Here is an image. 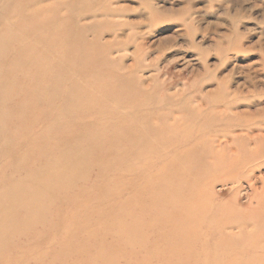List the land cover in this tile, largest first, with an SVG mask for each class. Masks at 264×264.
<instances>
[{"label":"rangeland","instance_id":"obj_1","mask_svg":"<svg viewBox=\"0 0 264 264\" xmlns=\"http://www.w3.org/2000/svg\"><path fill=\"white\" fill-rule=\"evenodd\" d=\"M55 1L52 5L58 12H53V15L56 16V21L62 17H71L68 19H70V23L74 26L75 36L80 40H88L91 43H96L97 47L101 48L93 47L91 51L84 52V45H73L69 48L75 52H68V45L65 47V51L70 56L61 59L59 63L67 65L73 71L75 77L62 88L60 93L61 102L67 99L68 88L70 89L73 83L78 80H86L88 86L93 87L92 89L94 91L100 89V85H107V83L117 86L121 85L122 89L120 90V94L122 96L115 102H107V99H111V97L105 95L104 99L107 104H126L123 109H120L122 111H128L132 106L135 107L134 109L136 111L141 106L150 105L152 107H150L151 111H154L153 115L164 117L167 120V125L169 123L173 124L174 118H176V123H182L181 126H183L184 131L180 135L185 133L186 128L188 130L186 132L191 131L194 134L202 133V135H209L207 139L210 141L209 143L214 144L213 149L220 147L219 143L224 147L229 140V136L238 134L246 141L244 144L247 145V148H251L250 154L254 148H260L264 151V0H93L85 3L83 1L86 0H80V2L78 0ZM64 6H67V8L64 9ZM104 6L107 7L106 11H103L105 9ZM17 7H19V0H0V37L7 36L16 39L19 31L30 28V26L22 27L19 25L20 17L23 14L15 12L18 10ZM91 7L94 9H91ZM85 8L87 11L90 8L91 13L94 11L93 14L96 16H91V13L81 14L83 9L86 12ZM98 10L101 11L102 15L100 11L98 13ZM151 14L153 15L152 19ZM10 16L14 19L16 17V20L19 19L15 23V21L11 20ZM25 22L31 24V17ZM96 33L97 35H95ZM19 38L18 36L16 41H14L16 42L15 44L13 42L7 45L3 43L5 48L0 51V78L3 80L1 82L3 85L7 83L12 84V87L8 86V88L15 87V91L10 94H5L6 100L9 103L1 102L4 99L2 92H0V105L8 103L6 107L4 105L5 109H0V194L7 190L9 192L12 189L15 190L11 186L17 182L20 174L18 178H14L11 176V169L16 170V166L29 164L32 170L33 163L31 162H37L38 160L36 158L47 151L46 146L37 150L36 146L38 143L32 139V134L44 135L46 138L61 137L62 133L59 134L57 132L58 128L55 127L56 124L61 125V123L55 122L56 119L51 114L68 105L67 102L65 104L57 103L56 107H54L51 105L46 106V102L43 103L42 110L45 111L48 109L45 122L51 126L53 125L52 129H42L40 125L42 118H40L41 113L39 112L36 115L31 114L30 116L37 117L36 121L34 118H31L25 125L18 121L14 110L18 107L19 103L23 102L22 98H17L22 93H15L19 82L22 84L24 92L26 87H28V93L30 95L34 96L38 93L34 83L29 79H22L18 73V71L22 73L23 64H25L23 72L32 70L38 64L36 62L37 57L28 47L31 44L27 42L23 46H19L23 41V39ZM21 38H23L22 35ZM54 46H56L55 43ZM53 52L54 50L52 51L50 49L49 56H54L55 54ZM15 56L17 60L14 59ZM80 57H88L89 60L83 62L85 59H79ZM17 61L19 62L18 65ZM85 67L86 69H93L94 74L86 76V72L88 71H85ZM9 72L13 74L8 76ZM66 73V70L62 73L52 72L53 82L51 83H48V79L42 81L43 79L37 78V82L39 80L42 81V84L39 86L40 90L46 89L50 85H55L60 81H66L69 77ZM128 74L132 75L133 78L132 76L128 77ZM6 76H8L7 80ZM34 77L32 75L29 78L34 80ZM76 90L79 92L78 89ZM213 90H215V93H210ZM88 98L89 96L85 92H82L81 98L79 95L77 97L79 107L82 110H86L87 113V106L90 108L96 107L89 105ZM85 106L86 108H84ZM5 112L9 113L5 114ZM145 112L146 110L143 108L139 111L140 114H144ZM101 114L102 116H100L98 110H92V114L88 115V117L95 122L98 119H103L102 117L105 119L107 117H113L112 115H107L106 112H102ZM148 115L149 113L146 112L145 118ZM162 120L161 122L158 121V124H161ZM152 121L156 122L157 120L155 121V119L150 118V122ZM45 122L42 124L44 125ZM114 122L115 125L107 127L104 134H101L100 131L101 136H106V139L102 142L105 147L103 150L104 155H107L108 151H110L112 146L111 139L115 134L116 127H122L117 132H121V130L124 132L130 127L139 130L145 127L138 123V121L133 120L126 112L117 114ZM198 124L199 126L197 127ZM188 126L190 127L188 128ZM173 127L176 128L177 126L175 127L173 125ZM97 128L95 124L90 127L92 129L90 134L97 136L99 133ZM197 130L198 132H196ZM94 131L97 133H93ZM221 133L225 136L224 138H222ZM216 134L221 136L215 137ZM240 137H236L237 140ZM217 139L220 140L217 141ZM171 141L174 142L175 140L172 138ZM132 142L129 143L130 146ZM231 143L236 142L235 140H230L229 144ZM29 146H32L33 149L35 148V152H28ZM17 150H21V153L25 154L26 157L16 163H12L9 160L8 154H12V152ZM240 153H238V156L241 155ZM198 155V158L193 157L196 161H193L192 166L186 164L188 172L193 171L190 175L194 179L197 187L199 185L203 186V182H205L203 178L209 176L210 173L212 174L213 171H210L211 160L208 161V159H211L210 154L206 153L201 156L198 153ZM91 160L95 163V166H98V162L94 158ZM100 160H103V158L100 157ZM254 160L252 166L258 164L257 166L260 165V168L251 175L249 178L250 181L245 180V178H239L237 187H232L229 183L225 185L221 183L216 184L213 189L208 187L206 194L209 195L211 193L208 192H213L216 196V201L221 203L222 207L224 206L230 209H228V212L231 211L229 214L232 213L231 217L233 220L231 221L238 224L241 222L242 224L240 225L245 226V231L248 228L247 232L252 230L248 234L243 230L238 233H243L242 238L244 241L257 242L260 248H264V235H262L264 228L260 230L261 227H264V203L258 204L255 202V198H257L256 196L260 192V184L264 180V158L255 156ZM207 168H209L210 172L206 171ZM6 176H8V180L5 182ZM56 176L55 178L62 179L65 175L59 174ZM82 176L84 177H81L78 181L68 184L70 186V192L67 198L70 200H73L80 193L85 194L84 198L81 201L79 200L76 205L61 206L62 204L59 202L57 205L46 207L43 191L38 195H36L37 192L35 194H26V192H23L18 195L16 201L19 202V205L17 206L13 219L16 223L28 220L30 222L29 228L25 229L27 231L22 229L23 233H21L22 230L16 228L11 229V231H3V217L0 218V235L2 236L0 238V264H5V261L8 264L9 259L11 261L9 264H34L33 260L35 258H41L40 256L43 255V249L47 251V244L51 237L42 241L40 232L45 230L50 223L60 222L59 224L65 226L70 225V227L73 224L72 227H76L90 223L91 227L94 226L93 220L86 219L82 215L88 206L94 209L99 215L103 214V205L96 200V197L100 196L102 201H111V194H109L108 190L101 194H99V191L103 190V186L106 191V183L109 184L108 180L111 179L112 175L107 173L102 179L96 182L98 179L97 169H94L85 172ZM251 182L257 184L254 186L259 189L258 192H255L249 186ZM234 195L237 198L233 202L231 199ZM2 197L6 199L8 196L0 195V199ZM37 200L43 203V208L36 209L33 213L30 210L28 212L22 210L25 205L28 206L30 202L35 203ZM146 204L150 205L151 202L146 201ZM156 206L162 211L161 202L156 203ZM238 206L239 208H237ZM208 209L216 214L218 221L219 218L224 217L221 212L216 213L215 211L217 210L214 208L209 207ZM42 210L43 213L38 220L39 213ZM58 210L60 212L62 211V213L60 220L56 221L53 216L57 215ZM74 210L77 212L76 221L72 220V214L76 215ZM47 211L51 213L52 221L49 223L46 220ZM2 213H5V211H0V214ZM166 213L168 212L166 211ZM105 214L108 215V211ZM153 218L161 220L162 216L154 215ZM223 221L225 220L221 219L219 223ZM41 223L43 225H39ZM234 232L237 233L238 229H234ZM255 234L257 236H255L256 238L253 236ZM214 237L213 234L205 239L204 251L208 252L205 253L209 257H206L205 253L203 254L209 259L215 256L214 259L223 260L225 243H222L221 237ZM193 238L189 237L191 240H196L193 243V248L199 253V248H201L203 243L201 242L202 237L198 234L195 237L193 236ZM113 243L117 247L113 248ZM72 244L75 246L77 243L72 241ZM95 244H89V246ZM37 245L43 249L37 250ZM175 245L174 248L180 246L178 244V246ZM33 246L34 248H32ZM96 246L97 249L100 248L101 253L107 258H113L114 255L124 257L126 254L123 264L126 261L130 262L129 252L125 250L127 246L124 243L118 244L111 240V238H108L104 245L97 244ZM229 246L240 249L236 241L229 243ZM30 248L31 251L33 249L32 252H30ZM218 248L221 251L216 252L218 256L216 257L212 251ZM260 248H257L256 251H250L248 255L245 253L244 256L241 255L242 257H235L232 261H228L226 258L224 259L229 264H253L254 262V264H262L257 259L250 258L249 260L248 258L253 252L256 255L264 250ZM54 249L53 253L59 255V248L54 247ZM136 254L138 255L137 252ZM152 254L151 252L150 256ZM186 255L188 254H180L178 257L175 256L173 258L168 257L166 263L175 264L176 258H178L179 264H182L181 259L188 260L189 258V261H192L197 257L196 253H190L188 258ZM20 256H23L22 261L18 259L21 258ZM140 259L141 257L138 259L135 258L134 261L139 263ZM16 260L18 263H16ZM161 261L163 260H160V263ZM99 264L101 263L99 262Z\"/></svg>","mask_w":264,"mask_h":264},{"label":"bare ground","instance_id":"obj_2","mask_svg":"<svg viewBox=\"0 0 264 264\" xmlns=\"http://www.w3.org/2000/svg\"><path fill=\"white\" fill-rule=\"evenodd\" d=\"M43 1L45 0H19V7H17L18 10L15 11L23 14L22 17H20L19 25L22 27L30 26L28 30L24 29L18 32L17 38L19 36V39H23L20 43L21 45L19 46H23L25 43L29 42L31 45H28V47L37 57L36 62L39 64H36L30 71L23 72L25 64H23L22 73L17 70L22 79H29L34 83L37 87L38 93L34 96L30 95L28 93V87H26L24 92V88L19 82V85H17L18 87L16 86L17 90L15 93H22L19 94L17 98H22L23 102L19 103L18 107L14 110L15 116H17L18 121L25 125L26 122L31 120V118H34L36 121L37 117L30 116L31 114L36 115L37 112H39L41 113L40 118H42L40 125L42 126V129L48 130L52 129L53 125L51 126L45 122L48 115V109L45 111L42 110L43 103L46 102V106L51 105L54 107H56L57 103L65 104L67 102L68 105L51 114L53 118L56 119L55 122L61 123V125H55V127L58 128L57 132L59 134L62 133L61 137L46 138L43 134V136H40V134H32V139L36 140L38 143L36 146L37 150H40L45 146L47 150L44 154L36 158V160H38L37 162H31L33 163L32 170L29 164L24 166L19 165L18 167L16 166V170L11 169V176L14 178H18L19 174L20 176L17 182L11 186V188H15V190L12 189L11 192L7 190L0 194L1 196H8L6 199L3 197L0 199V211H5V213L0 214V218L3 217V231H11V229L15 228L18 230H25L29 228L28 226L30 222L28 220L16 223L13 219V217H15L17 206L19 205V202L16 201L19 194H22L23 192H26V194H35L37 192L36 195H38L43 191V198L46 203V207L57 205L59 202H61V206L76 205L79 200L81 201L84 198L85 194L80 193L76 195L73 200H70L67 198L70 192V186L68 184L76 182L81 177H84L82 175L85 172L97 169L98 179L96 182L102 179V177L107 173L112 175L111 179L108 180L109 184L106 183V191L104 190V186L103 190L99 191V194H101L107 192L108 190L109 194H111V201H102L100 196L96 197V200L103 205V214L99 215L89 206L85 209L82 216L86 219L93 220V227H91L90 223L76 227H72L74 224L71 227L68 225L70 228L59 224L60 222L48 224L49 226L47 225L46 229L40 232L42 241L51 237L47 244V251H44L42 248L43 255H39L41 258H35L33 260L34 264H99V262L101 264H123L126 254L124 257L114 255L113 258H107L101 253L102 251H100V248L97 249L96 245H104L108 238H111V240L118 244L124 243L127 246L125 250L129 252L130 262L126 261L125 264H140L141 261H143L141 264H167L169 263H166L168 257L173 258L175 256L178 257L180 254H188L186 255L188 258L190 253H196L197 257L192 261H189V258L188 260L180 258L182 260V264H229L224 258L228 261H232L235 257H242L245 253L248 255L250 251H256L257 248H260L257 245V242L254 243L243 240V233H238L242 230L245 231V226L240 225L242 224L241 222L238 224L231 221L233 219L231 217L232 213L229 214L231 211L228 212L229 208L224 206L222 207L221 203L216 201V196L213 192H208L211 193L208 195L206 194V191L208 187L213 189L216 184L220 183L222 185L229 183L232 187H237L241 178H245V180L250 181L249 178L251 175H253L255 171L260 168V165L257 166L258 164L252 166V163L254 164V157L260 156L264 158V151L260 148H254V150L252 149L253 152L250 154L251 148H247V145L244 144L246 141H244L238 134H232L229 136V140L224 147L221 143H219L220 147L213 149L214 144L209 143L210 141L207 139V136L209 135L196 133L199 128L195 132L196 134L191 131L186 132L188 131L186 128L185 133L180 135L184 131L183 126H181L182 123H176V118H174V123H169L167 125V120L164 117H159L158 115H156L158 116L156 117L153 115L154 111H151L150 105L141 106L136 111L134 106L130 107L128 111H122L120 109H123L126 104H107V102L117 101L122 96V94H120V90L122 89L121 85L117 86L115 84L107 83V85H102L103 88L100 85V89L94 91L92 89L93 87L88 86L86 80H78L73 83V86L70 89L68 88L67 99L61 102L60 93L62 88L66 86V83H69L71 79L75 77V74H73V71L70 70L67 65L59 62H61V59L68 58L70 56L68 52H75L69 48L70 46L84 45L83 51L89 52L93 47H97V44L91 43L88 40H80L75 36L74 26L70 23V19H68L71 17H62L56 21V16L53 15V12H57V10L52 5L56 2L55 0ZM78 1L80 2V0ZM90 1L93 0H86L83 2L85 3ZM94 4L97 5L96 3ZM66 8L67 6H64V9ZM92 8L93 7H91V9ZM106 8L107 7H105V9L103 8V11H106ZM88 9L89 10L87 11L85 8L86 12H84L83 9L81 14L91 13V9ZM99 11L100 10H98V13ZM154 11L157 13L156 10ZM93 12L91 13L92 15H90L95 17L96 15H94ZM30 17L32 19V23H26L25 21L30 19ZM10 18L12 21H15V23L19 19L18 18L16 20V17L14 19L12 16H10ZM152 18L153 15L151 19ZM97 33L95 35H97ZM21 35L23 38H21ZM138 36H140V34H138ZM16 39L7 36L0 37V51L5 48L3 43L7 45L10 42H13L15 44L16 42L14 41H16ZM19 39L17 40V44ZM54 43L56 46H54ZM67 45L68 52L65 51V47H67ZM50 49L52 51L54 50V56H49ZM14 59L17 60V57L15 56ZM79 59H85L83 62L89 60L88 57H80ZM18 63L19 62L17 61V65ZM84 69L85 71H88L86 72V76L94 74L93 69H86V67ZM65 70L67 71L66 74L69 75L66 81H60L55 85H50V87L40 90L39 86L42 84V81L48 79V83L53 82L52 72L62 73ZM12 74L13 73L9 72L8 76H11ZM32 75L35 76L34 80L29 78ZM8 76H6V80L8 79ZM130 76L132 75H129L128 77ZM37 78L43 80H39L37 82ZM1 81L3 80L0 78V92H2L4 99L1 102H8L5 94H10L15 91V87L8 88V86L12 87V84L7 83L6 85H3ZM75 88L78 89L79 92H77ZM82 92H85V94L89 96V105L96 106L97 108H90L87 106V113L86 110H82L81 107H79L77 97L79 95L81 98ZM210 93L214 94L215 90L210 91ZM105 95L111 97V99H107V102L104 99ZM8 103L0 105V109H5ZM84 108H86V106ZM141 108L149 113L148 117L145 118L146 112L144 114L139 113ZM92 110H98L100 116H102V112H106L107 115H112L113 117H107V119L102 117L103 119H98L96 120L97 122H95L94 120H90L88 117V115L92 114ZM123 112L128 113L133 120L138 121V123L144 125L145 127L141 130L130 127L124 132H122V130L121 132H117V130L122 127H116L115 134L111 139L112 146L110 151H108L107 155H104L103 150L105 147L102 142H104L106 136H101L100 131L101 134H104L107 127L114 126V118L116 119V115ZM7 113L9 112H5V114ZM150 118L157 121L150 122ZM161 120L162 123L158 124V121L161 122ZM43 122H45L44 125L42 124ZM94 124L99 130L97 136L90 134V131L92 130L90 127L94 126ZM173 125L177 127L174 128ZM198 126L199 124L197 127ZM189 127L190 126H188V128ZM93 133L97 132L94 131ZM219 134H216L215 137L222 135V133L221 135ZM224 137L225 136L222 138ZM236 137L240 138L237 140ZM39 138L40 140H38ZM172 138L175 140L174 142L171 141ZM218 140L220 139H217V141ZM230 140H235L236 143L229 144ZM131 141L133 142L130 146L129 143ZM34 149L32 146H29L28 152H35ZM198 153H200L201 156L206 153L210 154L211 159H208V161L211 160L210 171L213 170L212 174L210 173L209 176L203 178V180H205V182L202 180L204 185H199V187L195 185V181L190 175L193 171L189 173L186 167V164L192 166L193 161H196L193 157L198 158ZM238 153L241 155L238 156ZM8 157L10 162L16 163L20 159L25 158L26 155L21 153V150H17L12 152V154H8ZM100 157H102L103 160H100ZM92 158L98 162V166H95V163L91 160ZM195 171H197V169H195ZM206 171L210 172L209 168H207ZM249 171L251 172L250 174ZM59 174L65 175L64 178H55L57 177L56 175ZM7 180L8 176H6L5 182ZM254 185L257 184L252 182L249 184L255 192H258L260 189L258 195L256 194L257 198H255V202L263 204L264 180H262L260 184L261 187L258 186L260 187L259 189ZM236 198L237 196L234 195L231 200L234 202ZM146 201H150L151 204L147 205ZM159 202H161V207L163 208L162 211L156 206V203ZM209 207L217 210L215 211L216 213L221 212L224 217L219 218V221L221 219L225 221L219 223L216 214L213 213L212 210H209ZM39 208H43V203L37 200L35 203L30 202L28 206L25 205L22 210L25 212L30 210V212L33 213ZM237 208H239V206ZM106 211H108V215L105 214ZM166 211L168 213H166ZM42 213L43 210L39 213L38 220L40 219ZM46 213H48L46 220L49 223L52 221L50 216L51 213L48 211ZM61 213L62 211L60 212L58 210L57 215L53 216L52 214V216L56 221H59ZM76 213L77 212H75V214ZM154 215H161L162 219L157 220L153 218ZM72 216V220L76 221L77 214H72ZM39 225H43V223ZM262 228L264 227H261L260 230ZM234 229H238V232L235 233ZM23 230L21 233H23ZM247 230L248 228L245 233ZM251 231L249 232L251 233ZM249 232H247V234ZM198 234L202 237L201 242H203L201 248H199V253L193 248V243L196 241L193 240V236L195 237V235ZM213 234L215 236L214 238L219 236L223 241L222 243H225L223 260L214 259L215 256L212 259L206 258L209 256L207 255L208 252L204 251L206 243L205 239ZM256 234L253 235L254 238L257 237ZM262 235H264V233ZM1 237L2 236L0 235V238ZM58 237L59 240L57 241ZM189 237H192L193 239L191 240ZM232 240L238 243L240 249L231 248L229 246V243L233 242ZM72 241L77 244L74 246ZM94 243L96 244L89 246V244ZM175 243L180 246L177 245L178 247L174 248ZM50 246L52 247L49 248ZM54 247L59 248V255H55L53 253L55 250ZM114 247H117L115 243H113V248ZM32 248H34V246ZM38 249L40 250L41 246L39 247V245H37V250ZM260 249L262 250L264 248ZM32 251L30 248V252ZM218 251L221 250H219V248L215 250L213 249L212 253L214 252L216 257H218L216 253ZM114 252L116 254L115 249ZM151 252L153 254L150 256ZM203 253H205L206 257ZM20 254L22 255V253ZM139 257H141L140 262L136 263L134 259H138ZM22 258L23 256L18 259H21L20 261H22ZM248 258L249 260L250 258L257 259L263 264L264 250L260 251L256 255L253 252ZM177 259L178 258H176L175 264L180 263ZM160 260L163 261L160 263ZM5 262L7 263V261ZM9 262L11 263L10 259ZM16 263H18L17 260Z\"/></svg>","mask_w":264,"mask_h":264}]
</instances>
